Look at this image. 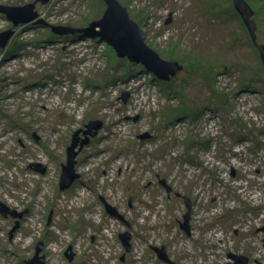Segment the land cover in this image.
<instances>
[{
	"label": "rangeland",
	"instance_id": "obj_1",
	"mask_svg": "<svg viewBox=\"0 0 264 264\" xmlns=\"http://www.w3.org/2000/svg\"><path fill=\"white\" fill-rule=\"evenodd\" d=\"M117 1L143 28L145 43L182 69L165 80L119 56L90 27L106 13L105 0H0V7L34 4L43 20L14 26L0 9V33L14 30L0 45V202L24 211L13 233L19 217L0 212V264H29L40 242L45 264H165L155 258L156 245L184 264H228L227 244L240 246L257 230L254 214L264 219V202L241 204L233 188L243 182L264 199V61L256 44H264V0H246L256 42L234 0ZM69 26L90 31L63 32ZM92 120L103 125L76 157L81 177L62 189L73 133ZM147 131L154 136L139 137ZM216 132L223 140L217 151V139H208ZM198 148L199 160L185 169L181 160ZM205 170L223 176L195 184L192 172ZM159 178L173 196L175 188L192 197L202 218L189 233L180 223L186 199H169ZM102 195L130 226L106 211ZM247 221L246 234L236 235ZM127 230L132 250L125 254L119 235ZM245 250L262 259L254 240ZM136 256L147 260L133 263Z\"/></svg>",
	"mask_w": 264,
	"mask_h": 264
},
{
	"label": "water",
	"instance_id": "obj_2",
	"mask_svg": "<svg viewBox=\"0 0 264 264\" xmlns=\"http://www.w3.org/2000/svg\"><path fill=\"white\" fill-rule=\"evenodd\" d=\"M43 3H47L50 0H38ZM107 3V11L104 16L98 20L94 21L90 24V27L93 28L95 26L98 27L94 33H98L101 38L106 41L108 44L112 45L113 48L117 51L118 55L121 57H127L131 61L141 62L145 65V67L155 73L158 77L165 79L168 78L171 74H175L178 70L182 69L181 64L178 61H167L161 58V56L154 51L149 45L145 43V37L143 28L130 17L127 8L124 5H121L117 0H105ZM235 5L239 13L242 15L244 21L248 25V28L251 32L253 40L256 42V33L255 27L256 22L253 19H250L249 14L253 12L250 4L246 0H234ZM34 4H26L19 7L13 6H1L0 9L7 15V18L13 21L14 26H18L20 23H27L31 21L35 22H43L42 18L38 19L40 16L39 12L34 9ZM47 23V22H46ZM48 24V23H47ZM52 28H57L55 26L49 25ZM90 27L79 29L83 31H90ZM76 27H65L63 32H75L79 31L74 29ZM56 30V29H54ZM14 30L5 31L0 33V45H5L8 43L9 38L13 35ZM58 32V30L56 31ZM257 46L261 52L263 61H264V44L257 43ZM126 98V96H125ZM88 127L85 130V134H89L93 136L97 133V130L102 126L100 121H91L86 124ZM79 131L74 133V136H78ZM73 136V137H74ZM149 134L142 135V137H147ZM77 139V138H76ZM87 143V141H85ZM84 142V143H85ZM76 144V142H75ZM75 154L68 151V159L67 163L63 165V171L61 174L60 186L62 189L69 187L74 179L78 176L75 171L71 173V169L74 170L75 164ZM40 167V171L42 173L45 172V169ZM162 183H165L163 180ZM2 204L0 210L3 214H11L12 216L22 218L24 215V211L18 212V210L11 209L5 203L0 202ZM106 208L108 212L112 215H116L122 218L124 221V217L119 214L117 209L113 207L111 204L105 202ZM185 223H183V227L189 223L188 217L185 215ZM20 222L17 221L15 227L13 228V232L19 227ZM12 232V233H13ZM120 238L123 241L127 250L131 248V234L128 232H124L120 234ZM43 249V242L38 243L36 249V258L29 262V264H45L43 262H39V253ZM155 250L158 252L159 256L169 261V256L166 254L164 247H155ZM69 258L72 259L74 252L67 253ZM231 257H237L235 254H230ZM172 264H175L170 260Z\"/></svg>",
	"mask_w": 264,
	"mask_h": 264
},
{
	"label": "flooded vegetation",
	"instance_id": "obj_3",
	"mask_svg": "<svg viewBox=\"0 0 264 264\" xmlns=\"http://www.w3.org/2000/svg\"><path fill=\"white\" fill-rule=\"evenodd\" d=\"M85 132L83 131V130H81L80 132H79V134H78V136H76V138H75V136L73 137V141H72V143L68 146V151H70L71 153H73V154H75V163L78 161L77 159L78 158H76V157H79L80 156V154L83 152V150H84V146L85 145H83V143H84V138H83V136L85 135L84 134ZM91 138V137H90ZM89 138V139H90ZM75 142H76V144H75ZM68 154V153H67ZM187 160V159H186ZM195 157H190V161L191 162H195ZM64 164V163H63ZM63 164H62V167H63ZM195 177H196V180H195V184H197L198 183V178H200V179H209L210 181H213L214 180V178L215 179H219L220 178V176L219 175H217L215 172H213V171H204V172H202V173H197V172H195ZM166 181V180H165ZM167 182V181H166ZM170 185V184H169ZM211 186H214L213 185V183L211 184ZM166 190H167V197L169 198V199H171V198H173V197H178V198H181V199H186V201H185V206H187L186 208H187V211H186V213L184 214V217H185V215L188 217V220H189V223L186 225V226H184L183 228H188V226H190L189 228H190V231H191V226H193L194 225V223H195V219H201L202 217L201 216H198V214L197 213H195V210H196V208L195 207H193V204H192V197H187V196H185V195H182L181 193H179V191L178 190H176L175 188H174V196H173V186L171 185V187H167L166 188ZM193 190L194 189H191V191H192V194L194 193L193 192ZM194 195H195V193H194ZM188 198V199H187ZM184 199V200H185ZM0 200H1V197H0ZM101 200H102V202H105L106 201V197H104L103 195L101 196ZM188 202H190V203H188ZM11 209H15V210H17V208L16 207H13V206H11L8 202H5ZM132 204V200L130 199V205ZM12 215L11 214H7V215H5V217H11ZM24 217V216H23ZM22 217V218H23ZM16 221H21V218H16ZM127 225H129L130 226V222L128 221V220H126V221H124ZM181 223V227H182V222H180ZM15 226V225H14ZM19 226H20V224H19ZM248 226V221H247V225H240L239 224V227L241 228H239V229H235L234 230V232H235V234L236 235H240V234H246V227ZM247 236V240L245 241V242H243V244H241L240 246H238V245H236V244H227V248L226 249H224V252L226 253V254H229V256L230 257H228V258H230V260L228 261V264H264V253H263V256H262V259H259V258H257L256 256H255V260H252V258H251V256H249V255H247V254H251L250 252H248L247 250H245L244 251V247H245V245H246V243H248V242H250V241H255L260 247L262 246L263 247V249H264V226L263 227H258L257 228V230H252L251 232H250V234H249V236L248 235H246ZM248 237H249V239H248ZM248 241V242H247ZM204 244H205V247H207V248H210V247H212V245H213V243L211 242H204ZM250 246H251V244H247V249L248 250H250ZM165 249L167 250V248L165 247ZM223 248H221V250H222ZM216 254H220L219 252H216ZM230 254H235L237 257H235V258H233V257H231V255ZM237 254H240V255H237ZM261 254V253H260ZM169 256H171L170 254H169ZM171 257H173V259L176 261V264H184L183 263V261L179 258V261H178V259L175 257V256H171ZM126 258V256H123L122 257V260L123 259H125ZM73 259V258H72ZM71 259V260H72ZM165 264H168L167 262H165ZM169 264H172V262H169Z\"/></svg>",
	"mask_w": 264,
	"mask_h": 264
},
{
	"label": "clouds",
	"instance_id": "obj_4",
	"mask_svg": "<svg viewBox=\"0 0 264 264\" xmlns=\"http://www.w3.org/2000/svg\"><path fill=\"white\" fill-rule=\"evenodd\" d=\"M106 42V41H105ZM151 72V71H150ZM153 73V72H152ZM155 74V73H154ZM156 75V74H155ZM92 121H97V120H92ZM100 122L102 123V121L100 120ZM102 125H103V123H102ZM88 128L87 127H81V128H79V129H77L76 131H79V130H83V131H85V130H87ZM99 130V129H98ZM97 130V131H98ZM217 130H219V129H217ZM75 131V132H76ZM74 132V133H75ZM74 133H73V135H74ZM85 134V133H84ZM98 134V132L95 134V135H93V136H96ZM145 134H149V136H147V137H142V135H145ZM210 135V134H209ZM208 135V136H209ZM154 135H152L149 131H147V132H144V133H142V134H140L139 135V137L140 138H142V139H146V138H151V137H153ZM90 137H92V136H90L89 134H85L84 136H83V138H84V142L85 141H87V143L85 142V143H83V145H85L86 146V144H88L89 142H90ZM90 138V139H89ZM72 141H73V139H72ZM84 146V147H85ZM196 153H197V155L198 156H200L203 152H202V150H200L199 148L196 150ZM67 156H68V154H67ZM192 157V156H191ZM188 160H190V157H187V160H186V158H184L183 160H181V162L182 161H184V163L186 164V167H185V169H189V168H191L192 167V162H189ZM199 160V159H198ZM203 162H204V164L205 163H209V162H211V158L210 157H206V158H204V160H203ZM66 163H64L63 165H65ZM76 164H77V162L74 164V171H75V173L78 175L75 179H74V181L71 183V185L69 186V187H71L72 186V184H74L75 183V181L77 180V179H79L80 177H81V174H80V172L79 171H77L76 170ZM207 164H205V166L207 167ZM38 166H41L42 168H44L45 169V171H46V167H43L42 165H41V163H40V165H38ZM180 168V167H179ZM62 169H63V167H62ZM193 169V168H192ZM63 171V170H62ZM205 171H210V170H205ZM204 172V171H203ZM232 172V171H231ZM193 174H195V172H192ZM233 173L236 175V177L238 176V172H235V170L233 169ZM62 174V173H61ZM217 174V173H216ZM217 175H219L220 176V178L223 176V174H221V173H219V174H217ZM232 176V173L228 176V179H230V177ZM160 180H159V182L162 184V186L165 188V190H166V188L168 187V186H171V185H169V183H168V181H167V178H159ZM60 180H61V177H60ZM164 181L165 183H162L161 181ZM167 182H166V181ZM237 183V182H236ZM240 184L239 185H237V192H235V194H236V200L237 199H241V197H240V195H242L244 198H247L248 196H253L254 194H252L253 192H255V191H250V187L249 186H245L244 184H243V182L241 183V182H239ZM228 184H230V181H229V183ZM238 184V183H237ZM235 185V184H234ZM61 187V186H60ZM69 187H66V188H69ZM236 186H233V188H235ZM163 188V189H164ZM249 188V189H248ZM65 189V188H64ZM222 190H224V189H222ZM166 192H167V190H166ZM240 194V195H239ZM100 198H101V196H100ZM131 199V198H130ZM210 199H211V197H210ZM105 202H107V203H109V204H111L113 207H115L116 209H117V211L119 212V214H121L123 217H124V219H125V221L126 220H128L127 219V217L125 216V214L120 210V206L118 205V204H116L115 202V204H113L112 202H110L109 200H108V198H106V201ZM105 202H103V204H104V206H105V208H106V205H105ZM264 202V199L263 198H261V197H259V198H257V201L256 202H254V207L256 206V205H258L259 203H263ZM239 203H241V204H243L242 202H240L239 201ZM6 204V203H5ZM7 205V204H6ZM118 205V206H117ZM231 206V205H230ZM252 206V208H251V210H253L254 209V207ZM232 208H234L235 210H237V209H239V208H236V207H234V206H231ZM106 211L108 212V210H107V208H106ZM109 213V212H108ZM238 213V212H237ZM24 216V215H23ZM115 217V219H120L123 223H124V220L122 219V218H120V217H118V216H116V215H114ZM254 219H255V222H256V225L258 226V227H263L264 226V219H263V216L262 217H260L258 214H254ZM22 219V218H21ZM184 219H185V217H184ZM185 221H186V219H185ZM185 221L183 222V223H185ZM183 223H182V228H183ZM180 226V225H179ZM183 229H185V228H183ZM125 232H128V233H130L131 234V239H132V233L129 231V230H127V231H125ZM121 233H124V232H121ZM187 233H189V232H187ZM119 237H120V235H119ZM121 239V238H120ZM131 239H130V242H131ZM122 243H123V241H122ZM123 245H124V243H123ZM154 245H152V247H153ZM124 247H125V245H124ZM155 247H160V248H162V246H158V245H156ZM125 249H126V247H125ZM165 249V248H164ZM131 250H132V243H131V248H130V250H127L126 249V251L127 252H125V254L126 253H131ZM155 250V249H154ZM155 252H156V259L157 260H160V261H163L164 263L165 262H167L168 264H169V262H170V260H172L175 264H176V261L173 259V257H171V256H169V253H168V251L165 249V252H166V254L169 256V261H166V260H164V259H162L160 256H159V254H158V252L155 250ZM124 256V255H123ZM122 256V257H123ZM136 258H138V262H140L141 261V263L142 262H144V261H146L145 259H142V258H140V256H136ZM133 263H135L134 261H133ZM135 264H138V263H135Z\"/></svg>",
	"mask_w": 264,
	"mask_h": 264
},
{
	"label": "bare ground",
	"instance_id": "obj_5",
	"mask_svg": "<svg viewBox=\"0 0 264 264\" xmlns=\"http://www.w3.org/2000/svg\"><path fill=\"white\" fill-rule=\"evenodd\" d=\"M46 97V96H45ZM110 109V108H109ZM211 116H212V112H210L209 114H208V117H210L211 118ZM213 117V116H212ZM188 120H190V118H188ZM209 125L213 128L212 129V131L213 130H215V126L214 125H216L213 121H209ZM85 127H87L86 126V124H85ZM88 128V127H87ZM195 129H198V128H195ZM218 129V128H217ZM212 131H210L209 129H206V128H201L200 130H199V132H202V133H204V134H208V133H213ZM199 132H198V134H199ZM196 135V131H194V130H191V135ZM225 136V135H224ZM223 136V137H224ZM196 137V136H195ZM194 137V138H195ZM223 137H222V139H223ZM208 139H209V141L210 140H212V139H217V143H216V146H215V148H214V150L215 151H217V150H221V148H219V147H221V144H223V140H222V143H218V141H219V138H218V132H216V133H214V134H211V135H209L208 136ZM187 141V140H186ZM185 141V142H186ZM188 145H191V142H188ZM151 149H153V147L151 148ZM193 150V149H192ZM240 150H238V151H235V150H233V152H239ZM193 154H192V156L193 157H195L197 160L199 159V157H198V155L196 154V152L195 151H193L192 152ZM184 155H186L185 153H183ZM161 161H164L163 159H160ZM216 166V163L214 162V161H211V162H209L208 164H207V168H214ZM74 172V170L73 169H71V173H73ZM55 173V171H53V174ZM237 187V186H236ZM235 187V188H236ZM234 188V189H235ZM196 195V194H195ZM72 199H75V198H72ZM237 201H241V202H243V203H247V202H256L257 201V198L253 195V196H248L247 198H242V199H237ZM78 202H80V201H78ZM60 203L62 204V202L60 201ZM78 206V205H77ZM2 206L0 205V208H1ZM0 212H1V210H0ZM2 213V212H1ZM87 216V215H86ZM88 216L90 217V218H92L93 220H94V218H93V212L91 211V210H89V212H88ZM50 217H51V215H50ZM166 210H165V212H164V214H163V221H165L166 220ZM101 221V220H100ZM156 221L157 220H152V224H154V223H156ZM1 223H2V220L0 221ZM194 224H196V223H194ZM190 226H188V228H186V230H187V232H190V228H189ZM17 229H20L19 227L17 228ZM209 229H214V227L213 226H211L210 225V227H209ZM13 232V229H11L10 230V233H12ZM136 258V257H135ZM71 260V259H70ZM137 260H138V258H137ZM137 260H134V262H136Z\"/></svg>",
	"mask_w": 264,
	"mask_h": 264
},
{
	"label": "trees",
	"instance_id": "obj_6",
	"mask_svg": "<svg viewBox=\"0 0 264 264\" xmlns=\"http://www.w3.org/2000/svg\"><path fill=\"white\" fill-rule=\"evenodd\" d=\"M72 27V26H71ZM77 28V27H76ZM105 42V41H104ZM187 159V158H186ZM189 162H191V161H189Z\"/></svg>",
	"mask_w": 264,
	"mask_h": 264
}]
</instances>
